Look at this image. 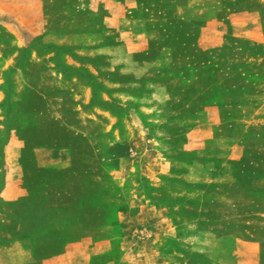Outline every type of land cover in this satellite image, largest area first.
<instances>
[{
	"label": "rangeland",
	"instance_id": "1",
	"mask_svg": "<svg viewBox=\"0 0 264 264\" xmlns=\"http://www.w3.org/2000/svg\"><path fill=\"white\" fill-rule=\"evenodd\" d=\"M0 264H264V0H0Z\"/></svg>",
	"mask_w": 264,
	"mask_h": 264
},
{
	"label": "crops",
	"instance_id": "2",
	"mask_svg": "<svg viewBox=\"0 0 264 264\" xmlns=\"http://www.w3.org/2000/svg\"><path fill=\"white\" fill-rule=\"evenodd\" d=\"M35 23L37 24V25H39V21L37 20V21H35ZM56 44H62L63 45V43H58V42H55ZM65 45H67V44H65ZM74 80V81H81V84L84 86V84L82 83L83 82V80L80 78V77H78V76H66L65 75V81H69V80Z\"/></svg>",
	"mask_w": 264,
	"mask_h": 264
}]
</instances>
